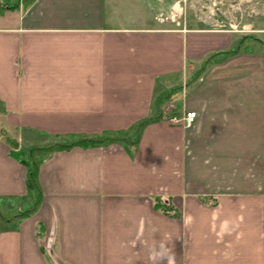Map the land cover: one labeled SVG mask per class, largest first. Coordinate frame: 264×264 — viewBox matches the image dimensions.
Segmentation results:
<instances>
[{
    "label": "crops",
    "instance_id": "1",
    "mask_svg": "<svg viewBox=\"0 0 264 264\" xmlns=\"http://www.w3.org/2000/svg\"><path fill=\"white\" fill-rule=\"evenodd\" d=\"M22 2L0 13V118L19 147L128 135L166 92L196 118L47 156L38 209L0 222V264H264V22L247 36L167 28L152 0ZM24 195L0 139V198Z\"/></svg>",
    "mask_w": 264,
    "mask_h": 264
},
{
    "label": "rangeland",
    "instance_id": "2",
    "mask_svg": "<svg viewBox=\"0 0 264 264\" xmlns=\"http://www.w3.org/2000/svg\"><path fill=\"white\" fill-rule=\"evenodd\" d=\"M19 1L20 0H0L1 3L5 2L13 6L18 4ZM151 4L152 13L154 16L163 18V26L167 28L188 30H235L247 33V36H250L249 34L253 28L257 24L261 26L264 22L262 21L264 0H152ZM252 43H254V40L250 37H245L242 38L236 47L238 51L245 50V45L250 44L251 46L253 45ZM161 94L168 97L164 99L159 107L161 117H163L169 114L167 105L174 104V102L169 100V93L166 92ZM174 112L175 111H173V113ZM1 121L0 118V129L6 133L7 131L2 127ZM133 132L118 137L123 145L129 146V140L133 138ZM6 134L13 138V134L9 132ZM0 137H4L2 131H0ZM74 140V138H67L53 140L51 142L70 143ZM27 204L28 200L19 201L18 204H15L13 210L21 209L27 206Z\"/></svg>",
    "mask_w": 264,
    "mask_h": 264
},
{
    "label": "trees",
    "instance_id": "3",
    "mask_svg": "<svg viewBox=\"0 0 264 264\" xmlns=\"http://www.w3.org/2000/svg\"><path fill=\"white\" fill-rule=\"evenodd\" d=\"M22 6L24 8L30 6L34 0H22ZM6 4H0V13L4 12L6 9H16L17 7H6ZM239 44V43H238ZM237 47L233 49V51L226 55H232L237 52ZM214 58L207 59L198 70L192 75L189 79V83L196 81L202 72L211 64ZM167 96H163L160 94L154 102L155 114L153 117L145 119L141 121L134 129L132 134L133 138L129 140V146L135 147L139 141L142 130L145 126L153 123L157 120H160L161 112H160V104L167 99ZM0 131L3 132L4 137H0L8 146H9V155L17 162H19L25 168V195L16 199H2L0 198V222L6 224H13L17 226L23 220L29 218L40 206L43 194L39 185V167L42 161L52 153L69 150L73 147H82L89 148L99 145H107L110 143H121V140L118 138L124 133H116L112 136H101L91 139H81L77 137H69L74 138L75 140L70 143H58L51 142L39 147H28L21 148L14 138H11L8 134L5 133L2 129ZM67 139V138H66ZM28 200L27 206L23 208H19L18 210H13L15 208V204H18L19 201ZM155 208L157 210H161L164 213L170 211V208L166 206V204L162 203L160 200L155 201Z\"/></svg>",
    "mask_w": 264,
    "mask_h": 264
},
{
    "label": "built area",
    "instance_id": "4",
    "mask_svg": "<svg viewBox=\"0 0 264 264\" xmlns=\"http://www.w3.org/2000/svg\"><path fill=\"white\" fill-rule=\"evenodd\" d=\"M156 20L158 22H163L164 19L161 17H157ZM167 111L169 114L164 115L162 118L167 119L168 121L172 123H179L183 128H189L195 121L196 113L195 112H187L184 113L182 116L177 117L174 115L173 111H175V105L174 104H168L167 105Z\"/></svg>",
    "mask_w": 264,
    "mask_h": 264
}]
</instances>
